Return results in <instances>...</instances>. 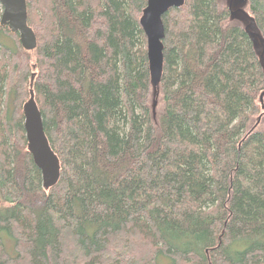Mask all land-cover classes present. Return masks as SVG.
Here are the masks:
<instances>
[{
	"label": "trees",
	"instance_id": "trees-1",
	"mask_svg": "<svg viewBox=\"0 0 264 264\" xmlns=\"http://www.w3.org/2000/svg\"><path fill=\"white\" fill-rule=\"evenodd\" d=\"M146 5L27 0L34 50L0 24V264H264V0L171 8L157 85Z\"/></svg>",
	"mask_w": 264,
	"mask_h": 264
},
{
	"label": "water",
	"instance_id": "water-1",
	"mask_svg": "<svg viewBox=\"0 0 264 264\" xmlns=\"http://www.w3.org/2000/svg\"><path fill=\"white\" fill-rule=\"evenodd\" d=\"M243 1L241 0V2ZM184 4L185 0H147V5L140 18L141 26L147 36L149 67L154 85H157L161 80L164 66L162 40L165 37V28L163 15L171 8H178ZM0 5L3 7L0 24L8 26L13 33H19L24 49L34 50L37 47V37L33 28L28 24L27 0H0ZM34 77L35 73L32 80ZM23 113L28 150L35 164L41 170L43 186L48 190L60 179L61 163L45 132L43 116L35 98L33 81L31 82L30 97L23 105ZM1 201L0 192V204Z\"/></svg>",
	"mask_w": 264,
	"mask_h": 264
},
{
	"label": "bare ground",
	"instance_id": "bare-ground-1",
	"mask_svg": "<svg viewBox=\"0 0 264 264\" xmlns=\"http://www.w3.org/2000/svg\"><path fill=\"white\" fill-rule=\"evenodd\" d=\"M32 65V64H31ZM32 237V236H31ZM29 238V237H28ZM2 260V259H1ZM33 263V262H32Z\"/></svg>",
	"mask_w": 264,
	"mask_h": 264
},
{
	"label": "rangeland",
	"instance_id": "rangeland-1",
	"mask_svg": "<svg viewBox=\"0 0 264 264\" xmlns=\"http://www.w3.org/2000/svg\"><path fill=\"white\" fill-rule=\"evenodd\" d=\"M1 18V17H0Z\"/></svg>",
	"mask_w": 264,
	"mask_h": 264
}]
</instances>
